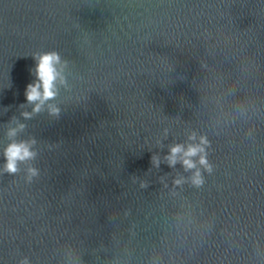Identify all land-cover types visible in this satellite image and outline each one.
<instances>
[{"label": "water", "instance_id": "obj_1", "mask_svg": "<svg viewBox=\"0 0 264 264\" xmlns=\"http://www.w3.org/2000/svg\"><path fill=\"white\" fill-rule=\"evenodd\" d=\"M0 264H264V0H0Z\"/></svg>", "mask_w": 264, "mask_h": 264}, {"label": "clouds", "instance_id": "obj_2", "mask_svg": "<svg viewBox=\"0 0 264 264\" xmlns=\"http://www.w3.org/2000/svg\"><path fill=\"white\" fill-rule=\"evenodd\" d=\"M35 61V80L26 86L25 96L26 100L30 104H34L33 111H41L44 103L56 95V81L61 78L60 71L57 69V65L60 63V57L56 52L43 53L38 56L33 57ZM32 72V70H30ZM59 110L55 107L51 108L53 114L57 113ZM27 118L30 114L24 113ZM23 125H21V128ZM10 135H15V129L11 130ZM195 137H190L194 139ZM207 143L206 140L201 138V144L199 145H189L185 151L181 145H176L171 148L170 155L167 157L169 164L174 165L176 163L177 155L183 153V164L186 169L194 168L195 164L191 157L197 154L204 153V148L201 146ZM5 157L7 163L5 165V170L9 173H15L18 171V162H23L35 157V153L30 150V145L27 142L11 143L5 150ZM200 163L205 165L208 171H211V165L208 164L206 155H201ZM31 175H36V169H29ZM194 183L200 184L202 180L200 179L199 171H197L194 177Z\"/></svg>", "mask_w": 264, "mask_h": 264}]
</instances>
